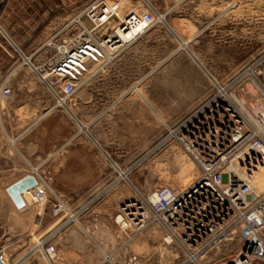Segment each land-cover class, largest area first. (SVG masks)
Returning a JSON list of instances; mask_svg holds the SVG:
<instances>
[{"label": "rangeland", "instance_id": "1", "mask_svg": "<svg viewBox=\"0 0 264 264\" xmlns=\"http://www.w3.org/2000/svg\"><path fill=\"white\" fill-rule=\"evenodd\" d=\"M83 1L75 3L74 13L83 8ZM120 5L123 14L148 11L157 20L142 42L144 48L128 63L116 64L115 58L105 66L94 65L90 78L67 101L76 109L74 134L96 144L107 163L115 165L116 178L46 180L41 189L53 208L57 199L67 207L68 212L60 213L68 216L67 221L77 218L70 222L79 221L82 208L81 218L94 207L102 209L99 216L89 214L96 264L105 255L121 264H182L183 252L177 243L165 240L159 224L135 234L133 227L117 222V214L133 198L150 201L160 189L177 191L195 181L199 167L171 131L182 132L184 123L220 87L231 84L235 91L252 78L264 87V0H121ZM85 95H93L92 102L82 104ZM252 183L257 191L264 190V180L253 178ZM239 247L235 237L204 264H220ZM38 249L39 245L33 252ZM54 260L43 253V261L36 264Z\"/></svg>", "mask_w": 264, "mask_h": 264}, {"label": "built area", "instance_id": "2", "mask_svg": "<svg viewBox=\"0 0 264 264\" xmlns=\"http://www.w3.org/2000/svg\"><path fill=\"white\" fill-rule=\"evenodd\" d=\"M120 1H87L32 54L23 56L22 63L48 86L57 107L65 106L90 78L94 65L110 63L156 24L152 12L123 14ZM65 2V7L74 4ZM238 88L220 87L184 123L182 132L171 131L199 167L195 181L177 191L160 189L150 201L133 198L117 214V222L130 225L135 234L159 224L165 240L177 243L183 252L182 264H204L213 251L235 237L239 249L220 264H264V190L257 191L252 183L264 164V87L252 78ZM11 96V88L1 84L0 98ZM42 182L30 190L36 201L47 198ZM57 202L56 213L68 212L60 199ZM76 219L72 216L68 221ZM39 246L49 260L57 257L52 235ZM99 264L121 263L105 255Z\"/></svg>", "mask_w": 264, "mask_h": 264}, {"label": "crops", "instance_id": "3", "mask_svg": "<svg viewBox=\"0 0 264 264\" xmlns=\"http://www.w3.org/2000/svg\"><path fill=\"white\" fill-rule=\"evenodd\" d=\"M73 1V5L63 7L65 0H0V85L12 90L11 98H0V254L9 264L43 261L42 250L33 251L48 235H52L57 247L52 264L98 263V255L90 249L89 214L99 216L100 207L92 208L81 218L82 208L79 221L70 222L67 215L54 211L48 199L33 201L24 197V205L18 207L7 191L27 175H34L39 182L116 178L115 165L107 163L96 144L74 134V104L67 102L57 107L48 86L22 63L24 55L32 54L74 15V5L79 0ZM86 3L83 1L82 7ZM150 31L130 44L114 63L135 60ZM163 65L162 61L157 69ZM121 70L124 75L126 69ZM151 73L150 70L143 77L148 78ZM93 98L85 95L81 102L90 103ZM58 194L61 196L59 191Z\"/></svg>", "mask_w": 264, "mask_h": 264}, {"label": "water", "instance_id": "4", "mask_svg": "<svg viewBox=\"0 0 264 264\" xmlns=\"http://www.w3.org/2000/svg\"><path fill=\"white\" fill-rule=\"evenodd\" d=\"M38 180L34 175H27L23 177L21 180L13 183L7 188V191L16 204V206L21 207L25 203L24 195L26 192H29L30 190L36 188L38 186ZM30 200H33V197L30 193ZM0 264H9L5 262L0 254Z\"/></svg>", "mask_w": 264, "mask_h": 264}, {"label": "bare ground", "instance_id": "5", "mask_svg": "<svg viewBox=\"0 0 264 264\" xmlns=\"http://www.w3.org/2000/svg\"><path fill=\"white\" fill-rule=\"evenodd\" d=\"M123 37L124 38H126V36L125 35H123ZM190 170V168H188L187 169V171H189ZM191 173V172H190ZM189 173V174H190ZM126 176V175H125ZM253 178H255V179H257V181H262V180H264V164L263 165H261L260 167H259V169L255 172V174L253 175ZM183 180L184 179H180L179 180V182L182 184V182H183ZM262 184V183H261ZM30 191L29 192H26V194L24 195V197H25V199L27 200H30ZM118 220H121V216H119L118 217Z\"/></svg>", "mask_w": 264, "mask_h": 264}]
</instances>
